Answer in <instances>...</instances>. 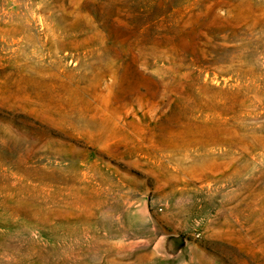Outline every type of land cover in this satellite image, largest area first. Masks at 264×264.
Returning a JSON list of instances; mask_svg holds the SVG:
<instances>
[{
  "label": "rangeland",
  "instance_id": "rangeland-1",
  "mask_svg": "<svg viewBox=\"0 0 264 264\" xmlns=\"http://www.w3.org/2000/svg\"><path fill=\"white\" fill-rule=\"evenodd\" d=\"M0 264H264V0H0Z\"/></svg>",
  "mask_w": 264,
  "mask_h": 264
}]
</instances>
